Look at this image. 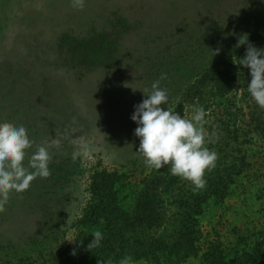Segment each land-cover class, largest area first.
Wrapping results in <instances>:
<instances>
[{"label":"rangeland","instance_id":"obj_1","mask_svg":"<svg viewBox=\"0 0 264 264\" xmlns=\"http://www.w3.org/2000/svg\"><path fill=\"white\" fill-rule=\"evenodd\" d=\"M263 20L264 0H85L83 10L71 0H0V122L24 125L37 144L56 142L51 175L13 192L0 213V264H52L57 245L71 244L81 230L76 220L95 171L123 175L118 196L131 203L135 184L150 169L131 119L134 105L145 98L141 89L150 90L166 73L165 109L196 80L206 95L213 94L212 66L231 77L223 65L240 62L247 48H236L237 39L247 34L250 42ZM235 75L223 99L234 98L244 122L256 102L241 95L251 77ZM209 101L208 107L183 104L182 116L206 108L209 131L219 118L210 111L224 100L212 95ZM236 146L238 152L227 154L244 157L242 171L221 198L203 203L197 215L200 252L184 264H204L200 254L212 240L231 257L264 240V141L249 131Z\"/></svg>","mask_w":264,"mask_h":264},{"label":"trees","instance_id":"obj_2","mask_svg":"<svg viewBox=\"0 0 264 264\" xmlns=\"http://www.w3.org/2000/svg\"><path fill=\"white\" fill-rule=\"evenodd\" d=\"M249 39L254 46L264 48V24L256 28ZM245 53L246 49L240 52L239 61ZM239 63L229 61L223 65L231 70V77L222 67L212 66L211 71L216 75L209 82L213 94H205L208 91L201 89L200 79L183 86L182 92L173 99L172 108L181 115L183 104L208 107L212 95L224 100L217 105L216 111H210L219 118L210 123L208 132L215 131L218 139L206 146L214 149L219 158L216 167L205 173V187L195 189L191 182L172 175L170 165L161 169L150 167L148 173L135 184L131 203H126L123 202L126 196H118L119 182L125 178L123 175L106 170L93 172L88 184L89 200L76 220L81 230L73 243L57 245L51 254L52 264H97L98 260L109 258L118 264L124 257L152 264H184L185 259L200 252L198 241L201 232L197 215L201 213L203 203L209 196L221 198L233 177L242 171L244 157L237 158L227 153L238 152L236 144L245 141L249 131L255 132L264 141V109L257 103L251 104L243 122L237 118L238 113H242L234 98L223 99L237 71L251 77L250 69ZM247 94H250L248 90L243 91V99ZM101 218L103 224L100 223ZM96 230H100L104 238L99 247L89 250L87 246ZM263 243L264 240L255 241L249 250L244 249L239 255L231 257L220 241L212 240L206 243L200 258L204 264L260 263L264 260V250L260 249ZM73 249L76 255H71Z\"/></svg>","mask_w":264,"mask_h":264},{"label":"clouds","instance_id":"obj_3","mask_svg":"<svg viewBox=\"0 0 264 264\" xmlns=\"http://www.w3.org/2000/svg\"><path fill=\"white\" fill-rule=\"evenodd\" d=\"M72 7L83 10L85 0H71ZM247 45L245 55L239 65L250 69L251 80L247 90L251 97L264 109V48H258L249 42L247 34L239 36L236 48ZM213 56L219 54L215 49ZM168 79L166 73L151 84V89H141L145 98L137 105L131 119L137 123L134 134L139 137L138 152L144 157L146 166L161 169L170 165L171 174L191 182L195 189L206 185L205 173L216 167L219 158L214 149L206 145L215 143L217 133H209L205 109L201 106L194 110L191 118L182 116L171 107L169 90L161 86V81ZM135 90V89H134ZM56 142L37 144L29 137L24 125L0 122V213L6 211L5 205L11 194L27 191L37 178L46 179L51 175L49 164L52 159L50 148ZM35 148L34 151H29ZM100 223L103 224V218ZM94 237L88 249L99 247L103 240L100 230L92 233ZM69 240V239H68ZM70 243L74 239L69 240ZM71 255H76L73 249ZM131 257H124L118 264H129ZM97 264H114L109 258L98 260Z\"/></svg>","mask_w":264,"mask_h":264}]
</instances>
